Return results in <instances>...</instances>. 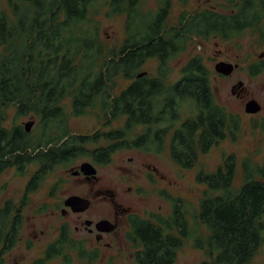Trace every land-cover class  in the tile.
<instances>
[{
	"label": "trees",
	"instance_id": "obj_1",
	"mask_svg": "<svg viewBox=\"0 0 264 264\" xmlns=\"http://www.w3.org/2000/svg\"><path fill=\"white\" fill-rule=\"evenodd\" d=\"M98 1L4 0L0 4V175L12 169L23 176L33 168L18 202L8 198L0 204V264L19 240L29 194L57 168L80 157L105 163L121 148L161 152L170 134V159L190 169L200 153L226 137L236 139L239 120L216 103L209 70L200 56L181 64L174 81L169 79V61L187 48L192 36L227 38L258 28L264 39V0H238L232 15L202 9L185 25L183 12L172 27L166 25L171 0H157L154 11H144L142 0H104L105 16H124V39L111 48L104 47L93 20ZM151 58L157 60L156 75L138 76ZM248 69L255 74L259 68ZM118 79L129 83L119 89ZM66 97L72 116H82L97 104L107 122L122 119V125L103 133L73 134L62 105ZM187 102L193 104L194 115L174 127ZM27 115L36 118L37 134L17 123ZM137 127L141 131L132 137ZM100 140L106 143L90 147ZM240 169L237 187L233 154L214 171L196 174L195 180L210 192L200 199L197 213L205 235L191 234L179 200H173L167 218L134 215L128 237L141 249L135 252L133 264H173L176 249L187 238L205 253L207 259L200 264H248L264 242V161L246 156ZM56 188L51 187L49 196ZM66 244L57 238L45 249V257L61 255ZM78 250L79 257L91 260V254Z\"/></svg>",
	"mask_w": 264,
	"mask_h": 264
},
{
	"label": "rangeland",
	"instance_id": "obj_2",
	"mask_svg": "<svg viewBox=\"0 0 264 264\" xmlns=\"http://www.w3.org/2000/svg\"><path fill=\"white\" fill-rule=\"evenodd\" d=\"M3 1L0 0V4ZM236 1L171 0L166 25L167 27L177 26L178 18L183 12H186L184 14L186 17L190 13L199 12L202 9L229 12L234 9ZM103 3L104 0L97 2L98 13L93 16V20L98 26L99 38L104 47H117L125 36L124 16H105L106 6ZM142 4L144 11H154L158 7L157 0H142ZM5 8L9 12L8 8ZM262 27L264 31V22ZM200 38L192 36L187 48L169 61L172 69L169 79L171 81L177 79L181 64L187 62L194 55H199L200 61L209 70L210 86L216 103L239 120L236 139L232 140L226 137L213 145L207 152L200 153L195 166L190 169L180 168L170 159L168 155L170 134L167 135L161 152L140 148V150L121 148L111 153L109 160L105 163H97L91 157H80L66 167L57 168L42 182L37 190L29 194V202L22 212L23 220L19 231V240L5 255L3 264H106V260L102 261L100 258L88 260L79 257L78 244L76 245V243L67 244L61 255L46 258L45 247L58 236L56 229L65 219L58 216L45 217V213L55 205H61L63 199L70 194H85L91 186L93 189L105 187V189L120 191L121 186L126 184L120 177L125 168H121L120 165L134 168V172L138 173L134 175V192L139 197L134 195V200L130 197L123 200V202L132 205L134 212L138 213L139 216L145 219H153L150 215L155 214L167 218L171 214L174 205L173 200H179L178 204L191 234L205 235L207 233L205 226L199 221L197 213L200 199L210 194V192L205 184L198 183L195 180L196 174L200 170L214 171L225 157L233 154L236 158L234 186L237 187L241 183L240 164L244 157L250 156L258 163L264 161V55L260 56L264 52V39H262V32L258 28L244 29L237 35L228 38L209 37L206 42H202ZM214 42H217L219 46L215 47ZM218 47L223 48L221 57L237 64V67L228 78L220 76L214 69L218 57L212 58V56L217 53ZM250 65H258L259 69L255 74L250 73L248 69ZM140 70L146 72L150 77L155 76L157 60L155 58L149 59ZM238 82H242L240 87L244 89V96L239 98L235 96V92L231 91L232 84L236 85ZM128 83L129 80L118 79L117 85L119 89H122ZM249 98L258 100L262 104L263 110L253 115L246 113L244 104ZM62 105L68 114V123L73 134L90 135L96 131L103 133L122 125V119L107 122L97 104L88 108L84 115L77 117L70 114V97H66L62 101ZM194 113L193 104L191 102L184 103L180 108V118L174 123V127L189 115H194ZM12 118L13 111L10 110L9 121ZM30 121H33V123L29 131L37 134L36 118L33 115L23 116L18 119L17 123L24 127ZM140 131L139 127L135 128L131 133L132 137ZM105 143L106 141L100 140L90 147ZM129 156L133 157L131 162L128 161ZM83 161L90 162L97 169V181L87 184L88 186L82 184L78 178L70 174V171L78 168ZM146 165L155 166L159 173L157 175L150 173L146 169ZM32 172L33 168L31 167L23 176L17 175L12 169L1 174L0 204L8 198H13L15 202H18L25 191L24 186ZM55 185L57 188L54 195L49 196L51 187L53 188ZM41 207H44L45 211H38V208ZM69 223L70 232L75 240L81 238L79 234L73 231V225L76 222L69 220ZM130 243L129 248L125 243H122L121 248L117 249V253L112 259L113 263L110 261L109 264H133L134 253L141 247L133 242ZM85 247V250L88 251L94 245L86 243ZM205 259H207L205 253L193 247L192 239L187 238L176 249L173 264H200ZM248 264H264V242Z\"/></svg>",
	"mask_w": 264,
	"mask_h": 264
},
{
	"label": "flooded vegetation",
	"instance_id": "obj_3",
	"mask_svg": "<svg viewBox=\"0 0 264 264\" xmlns=\"http://www.w3.org/2000/svg\"><path fill=\"white\" fill-rule=\"evenodd\" d=\"M213 11L217 15L234 14V9L229 12H221L216 10ZM197 14L200 13L193 12L190 13L188 17L185 16L183 18V22H184L183 25L186 24L185 21L187 20V18L189 19V17H192ZM210 37L217 38V36H210ZM200 40L202 42H206L207 38H200ZM214 43H215V47L219 46L217 42ZM217 49H218L217 53L212 56V58H214L215 56L218 57L216 62H231L227 60V58L221 57L223 48L218 47ZM236 67H234L233 70ZM233 70L228 75L220 74L218 72L217 74H219L220 76H224L225 78H228L229 75L233 72ZM236 85L234 83L232 84L231 91L235 92V96L238 98L244 96L243 95L244 89L242 87L239 88ZM250 99H255V98H249L247 101H249ZM256 101L259 103L258 100ZM259 104H260V110L257 111L256 113L261 112V110H263L262 104L261 103ZM256 113H248V114L253 115ZM130 148L134 149V147H129V149ZM135 149L140 150L141 148L140 149L135 148ZM132 160L133 157L129 156L128 161L131 162ZM120 167L125 168L124 173H122L120 177L126 183L121 186L120 191L117 192V190L114 189H105V187H99L93 189V187L91 186V188L88 189V192H86L85 194H79V193L70 194V195H77L88 200V204L85 207H81L82 209H80L79 205H65L64 203L65 198H64L61 205L60 204L55 205L54 207L50 208L47 213L44 212L45 217L58 216L62 219H65V221L63 220V222H61L56 229V233H58V236L53 241L49 242V244L55 242L57 238L61 237L64 240H66L67 244L69 243H76V245L78 244L77 249L81 248L84 253L91 254V259L93 258L94 260H97L100 258L102 261L106 260L105 262L106 264H109L110 261L111 263H113L112 259L117 253V249L121 248L122 243L123 244L125 243L129 248V245L131 244L130 243L131 240L128 237L131 232L130 219L134 217V215H138V213L134 212V208L132 205L125 203V201L123 202V200L130 197L132 198V200H134V195L136 197H139V195H137L134 192V175L138 173L134 172V168H131L129 166L120 165ZM77 169L79 168H76V170ZM146 169L150 171V173L155 175L159 173L158 169L155 166L146 165ZM70 174L78 178L79 181L85 185L97 181L98 179L97 169L94 175L85 174L81 171H79V173L76 174H72V172H70ZM125 188L127 190H124ZM69 220L76 222V224L73 225V231L76 234H79L81 238L75 240L73 234H71L70 232ZM86 243H90L92 246L94 245V247L86 251L85 250ZM49 244L46 245L45 249L49 246ZM55 256L56 255L52 256L51 258Z\"/></svg>",
	"mask_w": 264,
	"mask_h": 264
},
{
	"label": "water",
	"instance_id": "obj_4",
	"mask_svg": "<svg viewBox=\"0 0 264 264\" xmlns=\"http://www.w3.org/2000/svg\"><path fill=\"white\" fill-rule=\"evenodd\" d=\"M262 55H264V52L260 54V56ZM236 66L237 64H233L231 62H217L214 65V69L216 72L220 74L228 75ZM143 74H146V72H141L140 74H138V76ZM241 84L242 82H238L236 86L240 87ZM244 110L246 113H256L257 111L260 110V104L255 99H250L245 103ZM32 123L33 121H30L24 125L25 131L29 132ZM78 168L79 169L71 170L70 172H72V174H76L79 173V171H81L85 174H90V175H94L96 172V168L94 167V165L88 161H83L78 166ZM64 203L65 205H79L80 209H82L81 207H85L88 204V200L77 195H70L64 199Z\"/></svg>",
	"mask_w": 264,
	"mask_h": 264
}]
</instances>
